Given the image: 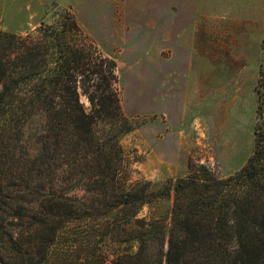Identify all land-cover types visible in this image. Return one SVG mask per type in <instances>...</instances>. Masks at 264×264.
<instances>
[{"label":"trees","instance_id":"1","mask_svg":"<svg viewBox=\"0 0 264 264\" xmlns=\"http://www.w3.org/2000/svg\"><path fill=\"white\" fill-rule=\"evenodd\" d=\"M119 85L116 61L71 12L25 36L0 19V264H46L57 236L90 219L104 238L133 244L117 264H264V125L237 174L190 164L155 189L133 179L121 145L135 126ZM33 119L42 127L31 148L24 130ZM15 220L48 230L46 246L15 238Z\"/></svg>","mask_w":264,"mask_h":264},{"label":"rangeland","instance_id":"2","mask_svg":"<svg viewBox=\"0 0 264 264\" xmlns=\"http://www.w3.org/2000/svg\"><path fill=\"white\" fill-rule=\"evenodd\" d=\"M63 11L117 63L122 108L135 126L121 138L134 180L159 189L190 164L220 178L247 164L264 125V0H0L2 29L23 36ZM41 127L33 119L24 130L31 148ZM12 224L15 238L46 246L48 230ZM104 236L98 221L73 223L46 264H117L133 247Z\"/></svg>","mask_w":264,"mask_h":264}]
</instances>
